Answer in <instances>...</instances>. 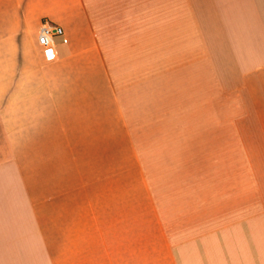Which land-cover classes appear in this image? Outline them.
I'll return each mask as SVG.
<instances>
[{
    "label": "crops",
    "instance_id": "1",
    "mask_svg": "<svg viewBox=\"0 0 264 264\" xmlns=\"http://www.w3.org/2000/svg\"><path fill=\"white\" fill-rule=\"evenodd\" d=\"M0 264H264V0H0Z\"/></svg>",
    "mask_w": 264,
    "mask_h": 264
},
{
    "label": "built area",
    "instance_id": "2",
    "mask_svg": "<svg viewBox=\"0 0 264 264\" xmlns=\"http://www.w3.org/2000/svg\"><path fill=\"white\" fill-rule=\"evenodd\" d=\"M56 38H63L64 43L68 42L62 27L54 26L47 22L43 23L39 30L37 41L46 54L54 52Z\"/></svg>",
    "mask_w": 264,
    "mask_h": 264
},
{
    "label": "rangeland",
    "instance_id": "3",
    "mask_svg": "<svg viewBox=\"0 0 264 264\" xmlns=\"http://www.w3.org/2000/svg\"><path fill=\"white\" fill-rule=\"evenodd\" d=\"M57 39V38H56ZM56 39H55V41H56Z\"/></svg>",
    "mask_w": 264,
    "mask_h": 264
}]
</instances>
